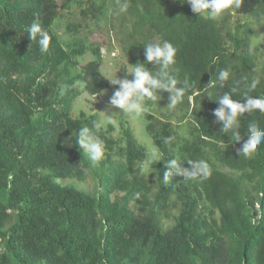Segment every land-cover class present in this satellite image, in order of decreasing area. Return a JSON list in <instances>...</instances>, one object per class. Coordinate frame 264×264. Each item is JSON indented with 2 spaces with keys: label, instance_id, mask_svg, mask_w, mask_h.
Here are the masks:
<instances>
[{
  "label": "trees",
  "instance_id": "obj_1",
  "mask_svg": "<svg viewBox=\"0 0 264 264\" xmlns=\"http://www.w3.org/2000/svg\"><path fill=\"white\" fill-rule=\"evenodd\" d=\"M72 1L0 2V264H264V143L251 158L237 153L249 123L264 128V114L239 118V143L212 115L215 100L237 82L233 99H243L253 80L248 94L264 96V0H243L233 14L250 18L244 21L233 20L232 10L208 19L181 0H122L123 53L144 63V44L170 41L177 86L187 81L191 88L174 107L176 121L146 113L153 156L120 121L118 136L116 124L99 126V162L73 136L98 124V115L74 116L71 108L78 83L91 95L110 83L98 57L75 71L85 47L64 44L54 31ZM34 21L51 37L47 52L29 39ZM80 25L69 22L67 30ZM222 69L230 73L223 87ZM169 95L160 93L159 103L168 104ZM171 159L184 167L204 160L211 175L165 184ZM88 175L93 192L59 181Z\"/></svg>",
  "mask_w": 264,
  "mask_h": 264
},
{
  "label": "clouds",
  "instance_id": "obj_2",
  "mask_svg": "<svg viewBox=\"0 0 264 264\" xmlns=\"http://www.w3.org/2000/svg\"><path fill=\"white\" fill-rule=\"evenodd\" d=\"M190 5L193 13L199 16H206L208 19L215 20L221 17L226 11L235 10L241 7L243 0H181ZM127 10V5L120 7V11ZM29 39L36 41L41 52H47L51 37L49 33L42 28L38 21H34L27 29ZM145 62L130 64L132 67L126 68V73L131 74V79L118 78L117 73L114 78L108 79L112 85H118L109 100V105L119 109L125 115H134L141 117L148 112L145 106L147 101H157L160 99V93L167 91L170 93L168 104L175 107L183 101L185 94L190 91L191 85L185 81L181 86L176 76L177 70L175 56L177 48L168 40L158 42H150L143 45ZM151 62L152 68L146 67ZM152 69H155L154 71ZM230 73L227 69H222L218 73V81L223 87L224 83L229 79ZM258 81L253 80L248 86V90L243 93V99H233L240 86L237 82L229 92H225L215 101L218 107L212 110L215 122L220 124L222 133H231L230 139L234 142H241L242 137L238 129H240V117L245 113L259 111L264 114V96H251L248 93L256 88ZM206 92V90H205ZM207 93V92H206ZM210 98L211 96L207 94ZM99 125L93 123L90 126L80 127L75 136L80 147L83 148L89 158L94 162H99L105 155L104 141L98 135ZM247 139L243 141L240 148L237 149L238 155L245 158H251L257 152L259 146L264 143V128L259 127L258 123L253 121L247 125ZM171 140L170 137L165 138V143ZM183 161L171 159L167 161L166 170L163 173V182H170L175 176H182L186 179H207L211 175V169L204 160L190 161V167L182 166Z\"/></svg>",
  "mask_w": 264,
  "mask_h": 264
},
{
  "label": "rangeland",
  "instance_id": "obj_3",
  "mask_svg": "<svg viewBox=\"0 0 264 264\" xmlns=\"http://www.w3.org/2000/svg\"><path fill=\"white\" fill-rule=\"evenodd\" d=\"M10 1V0H0ZM119 4V5H118ZM125 5L122 0H73L69 9H64L59 18L54 23V31L60 40L67 45L81 44L85 47V53L77 58V67L75 71H79L87 62L95 58H99L101 65L100 71L108 79L114 78L117 73L118 78H125L126 68L132 67L131 57L125 55L121 49V40L123 39V28L126 21L122 22L124 12L120 11V7ZM91 8V10H89ZM94 11L95 14H91ZM232 19L235 21H244L250 19L242 15H234L231 12ZM69 22L80 23V29L75 32L68 31ZM124 23V24H123ZM260 61H264V46L261 45ZM110 83V82H109ZM79 88V96L76 98L71 113L77 116L81 110L87 113H96L98 115V125L106 127L108 123L116 124L113 136L120 135L119 122L123 121L129 125L135 138L139 143L144 145L150 152L151 156L156 151V145L146 131V114L141 117L134 115H125L114 107L109 105L110 97L118 85L111 83L100 93L91 95L84 90L83 84H77ZM159 99L152 106H147L148 111L154 112L159 117L163 113L169 114L176 121L178 112L169 104L163 105L159 103ZM145 163V162H144ZM153 174V172H152ZM63 184L74 185L77 188L88 192L95 189V180L88 175L85 180L77 181L74 179H59Z\"/></svg>",
  "mask_w": 264,
  "mask_h": 264
}]
</instances>
